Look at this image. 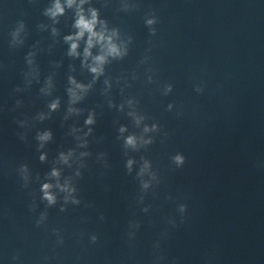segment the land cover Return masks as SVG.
Masks as SVG:
<instances>
[{
    "label": "water",
    "instance_id": "95a60500",
    "mask_svg": "<svg viewBox=\"0 0 264 264\" xmlns=\"http://www.w3.org/2000/svg\"><path fill=\"white\" fill-rule=\"evenodd\" d=\"M0 264H264V0H0Z\"/></svg>",
    "mask_w": 264,
    "mask_h": 264
},
{
    "label": "clouds",
    "instance_id": "9594fccd",
    "mask_svg": "<svg viewBox=\"0 0 264 264\" xmlns=\"http://www.w3.org/2000/svg\"><path fill=\"white\" fill-rule=\"evenodd\" d=\"M69 3H71V0H69ZM56 12L62 13L63 9L60 7L59 4L56 5ZM55 14V13H54ZM96 15L95 13H93V16L91 19H86L83 15H81L79 17V19L76 22V27L79 29V32L77 33L76 37H66L67 40H73V39H79L81 37L84 36V34L87 32L89 34V38H88V47L85 49V56L87 57L88 55H90L89 49L93 46V42L94 40L96 42H100L103 41L105 39V37L102 34L97 33L94 29H95V24H96ZM76 48H77V44L76 43H72L71 45V49H70V55H75L76 54ZM107 54L108 55H120V52L118 50V48L114 45L111 44L109 42L108 46H107ZM95 61L98 65L103 64V62L105 61V56L101 55V56H97L95 57ZM92 72L94 73H99L102 71V69L100 67H93L91 69ZM73 83H75L73 81ZM77 88H83L82 85H76ZM73 96L74 99L78 98L76 97L75 92H73L71 89L69 90ZM51 107L53 109H55L57 107V105L54 103L51 105ZM93 121L91 118H89L86 123L91 124ZM41 140H47L50 139V133H45L44 135L39 137ZM127 144L129 145H134L135 144V139L134 137H129L127 139ZM41 159H43V157H41ZM66 159V157L64 158ZM176 161L177 163H183V158L182 157H176ZM131 163V162H129ZM52 175H58V173L56 171H53ZM51 187V185L49 184H44L43 185V191H44V198L48 200V202L54 203L55 202V197L52 196L48 189Z\"/></svg>",
    "mask_w": 264,
    "mask_h": 264
}]
</instances>
